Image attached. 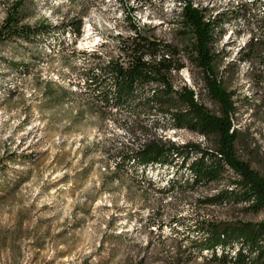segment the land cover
Instances as JSON below:
<instances>
[{
  "label": "rangeland",
  "instance_id": "obj_1",
  "mask_svg": "<svg viewBox=\"0 0 264 264\" xmlns=\"http://www.w3.org/2000/svg\"><path fill=\"white\" fill-rule=\"evenodd\" d=\"M171 4L0 0V24L13 8L21 23L50 24L36 48L18 41L0 43V264H169L165 251L174 252L179 241L185 264H233L223 258L207 261V251L197 255L191 240L200 234L192 231L193 225L204 219H264V210H246L245 202L204 201L221 187H238L228 182L235 176L227 170L216 181L194 186L187 181L167 194L157 187L168 186L175 175L172 168L150 167L146 178L140 170L116 172L114 157L124 146L175 141L212 147L213 138L185 127L164 128L177 108L166 102L137 106L136 99L104 108L76 84L82 82L84 61L92 60L89 50L118 56L136 28L177 48L175 59L184 67L173 70L170 83L177 88L185 83L207 111L219 115L193 64L192 29ZM210 13L221 19L213 41L215 69L237 107L236 154L264 175V0H224ZM10 58L20 59L22 66L8 67ZM43 80L76 93L46 101L41 97ZM147 85L150 91L159 86ZM150 214L149 221L158 220L147 226ZM168 220L162 232L156 229Z\"/></svg>",
  "mask_w": 264,
  "mask_h": 264
},
{
  "label": "trees",
  "instance_id": "obj_2",
  "mask_svg": "<svg viewBox=\"0 0 264 264\" xmlns=\"http://www.w3.org/2000/svg\"><path fill=\"white\" fill-rule=\"evenodd\" d=\"M129 9L133 11L134 8ZM12 11L0 24V43L18 41L20 44H29L36 48L37 42L44 38L45 32L50 29V24L21 23L22 17L17 16L16 8ZM181 15L183 24L190 26L194 36L193 64L201 74L208 96L219 106V115L207 111L195 98V92L185 83L178 88L170 83L169 77L173 70L179 71L184 67L183 63H178L175 59L178 54L177 48L169 43H161L158 39L143 36L136 28V36L131 37L126 45H122L118 56L105 57L96 48L92 52L89 50L87 53L93 54L92 62L84 61L86 67L80 71L82 82L79 83V80L76 84L83 87V94L89 95L104 108L123 106L136 99L137 106L166 102L177 108L168 116L169 121L162 125L164 128L185 127L213 138L212 147L175 141H149L138 147L124 146L114 157L116 172L140 170V176L146 178L145 171L150 167L158 165L166 169L172 168L175 175L167 181L168 186L157 187L161 194H167L175 188L182 189L178 186L187 181L192 186L216 181L221 172L227 170L235 176L234 181L228 182L238 183V187L230 189L221 187L205 196L204 201L208 204L245 202L243 207L246 210H264V175L237 157L235 151L238 140V129L235 124L237 107L232 92L224 88L222 78L215 69L217 52L214 50L213 41L218 36L217 28L221 24V19L217 21L215 17L207 16L203 10L191 6H186ZM75 24L76 33L79 34L80 21ZM60 27L62 26L57 25V28ZM158 52H162V56L156 59ZM15 60V58L6 60L8 67L22 66L20 59H17L19 63ZM40 82L43 83L41 97L46 101L55 97L64 99L76 93L75 90L52 80ZM150 83L159 86L150 91L147 89L149 86L147 84ZM149 218L151 214L145 220L147 226L158 220L149 221ZM169 221L158 224L156 229L162 232L163 225L169 224ZM192 231L200 234L191 240L193 250L197 255H204V251L209 252L211 258L207 261L223 258L231 260L233 264H264V219L238 223L204 219L196 222ZM183 232L181 240L185 239V230ZM113 238L120 240L121 235L114 234ZM180 242L174 252L165 251L169 257V264H185V247L182 249ZM222 262L225 263L224 260Z\"/></svg>",
  "mask_w": 264,
  "mask_h": 264
},
{
  "label": "bare ground",
  "instance_id": "obj_3",
  "mask_svg": "<svg viewBox=\"0 0 264 264\" xmlns=\"http://www.w3.org/2000/svg\"><path fill=\"white\" fill-rule=\"evenodd\" d=\"M173 8L178 14H182L186 6L201 9L206 15H211L210 11L215 10L219 4H223L224 0H171ZM238 1V0H237ZM249 1V0H248ZM245 2V1H243ZM237 3V2H236ZM240 3V2H239ZM233 4V3H232ZM236 5V4H235ZM222 6V5H221ZM229 6V5H228ZM231 6V5H230ZM224 7V6H223ZM226 9V8H225ZM217 10V9H216ZM214 13V12H213Z\"/></svg>",
  "mask_w": 264,
  "mask_h": 264
}]
</instances>
